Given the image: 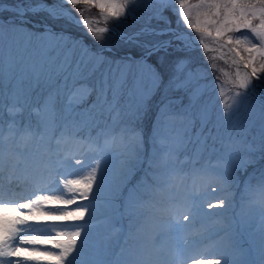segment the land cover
Wrapping results in <instances>:
<instances>
[{
    "label": "snow or ice",
    "instance_id": "snow-or-ice-1",
    "mask_svg": "<svg viewBox=\"0 0 264 264\" xmlns=\"http://www.w3.org/2000/svg\"><path fill=\"white\" fill-rule=\"evenodd\" d=\"M144 2L0 7V85L25 101L46 92L26 117L15 103L0 117V264H111L121 243L120 264H248L254 225L264 264V0H150L147 21L117 33ZM81 4L106 26L80 19ZM113 34L128 49L118 71L88 83L116 62ZM215 73L236 89L219 115L202 102L207 88L224 95ZM157 93L146 149L140 118Z\"/></svg>",
    "mask_w": 264,
    "mask_h": 264
},
{
    "label": "rangeland",
    "instance_id": "rangeland-1",
    "mask_svg": "<svg viewBox=\"0 0 264 264\" xmlns=\"http://www.w3.org/2000/svg\"><path fill=\"white\" fill-rule=\"evenodd\" d=\"M12 0H3V3L0 4V7H8L11 4ZM189 4H199L200 0H188ZM150 5V0H145L144 4L141 5V7L137 10V17L139 18L137 20H132V19H125L122 20L119 24H117L115 27L117 29V33L121 31H132L138 27H140L142 24H144L147 19H148V9ZM90 8L89 5H84L81 4L78 6V10H82L83 15L80 17V19H89L93 22H99L96 23L95 26L98 27H104L106 26L103 16L100 15L99 10L98 11H93L89 10ZM92 8V7H91ZM195 11V10H194ZM76 13L74 12L73 15ZM67 27V25H65ZM107 26H111L110 24ZM39 27V26H38ZM70 31L73 33L75 36H84V31L80 28L72 27L70 28ZM10 39H13L20 43L21 45H24L26 42V37L23 34H15ZM84 39L90 43V39L87 36H84ZM109 40V38H108ZM107 40V45L109 47L113 48V51L110 56V60L116 61L115 63H109L105 64L101 67L98 68L97 72L95 73V76L88 81V83H94L95 79H98L101 74H115L118 71V62L121 56L125 54V52L128 51L126 48H121L120 45L116 40H113V42ZM209 47L212 48L214 45L209 42ZM133 54H136L133 51ZM212 55V54H210ZM193 59L195 63L199 65H203L205 68H207V65L204 63V56L201 54L199 49H194L192 52ZM217 67L224 68L225 72H231L233 69L230 67V65L226 64L225 61L221 60H216L215 61ZM12 73H10L11 75ZM18 74V73H16ZM165 74L167 75V72L165 71ZM214 75H217L220 77V80L223 81L221 84V90L223 91L224 95L223 97H218L217 92L215 89L207 88L205 89L204 93L202 94V102L208 105L210 113H214L215 115H219L220 108H221V100L228 101L229 98L234 94L236 89L233 87V85L230 83V80L227 76L220 75V73H215ZM212 76H208L206 80H201L200 83L204 84L207 81L212 80ZM46 95V92L44 89L38 88L36 91L30 93L27 101H25L24 97L21 102H18V105L24 108V116L26 117L27 114L31 111V109L37 105L38 102H42L44 96ZM161 99V96L159 93H157L155 96H153L150 99V102L145 103L144 105V112L141 114L140 118V128L143 132V136L145 139V148H149V139L152 133V126H153V121L156 119V114H157V102ZM14 102V98L11 95V88H5L3 85H0V117H3L7 119V109H8V104H11ZM87 107V105H85ZM249 115L248 112V104L245 105V109L237 116L236 120L233 121V123H236L237 121L241 119H247ZM24 118V117H21ZM260 165L264 166V161L259 162ZM252 169L249 168V171ZM139 173H137L134 177L130 178V184L135 183L137 179H139ZM239 175V174H238ZM240 179L243 180V176H240ZM3 183H7L6 180L3 181ZM129 184V186H130ZM127 225V220L123 221L119 227L125 230ZM121 229V234H123V230ZM252 235L251 236H246V244L244 245L246 251H247V256L246 259L248 261V264H260V246H261V241H260V236L259 232L257 230V227L254 225L250 229ZM124 244L121 243L117 245L109 257V260L111 262V257L115 254L116 256L113 257V263L112 264H120V261L123 259L127 258L126 253H122L121 249L124 248ZM132 242H129L128 247H131ZM211 258V257H209Z\"/></svg>",
    "mask_w": 264,
    "mask_h": 264
},
{
    "label": "trees",
    "instance_id": "trees-1",
    "mask_svg": "<svg viewBox=\"0 0 264 264\" xmlns=\"http://www.w3.org/2000/svg\"><path fill=\"white\" fill-rule=\"evenodd\" d=\"M18 102H21V100H16V101L14 100V102H13V103H11V104H14V103H15V104H17V105H18Z\"/></svg>",
    "mask_w": 264,
    "mask_h": 264
}]
</instances>
